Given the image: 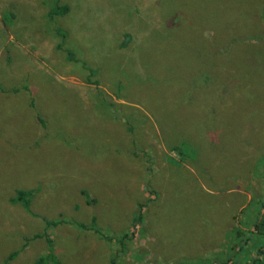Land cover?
<instances>
[{
  "label": "rangeland",
  "instance_id": "obj_1",
  "mask_svg": "<svg viewBox=\"0 0 264 264\" xmlns=\"http://www.w3.org/2000/svg\"><path fill=\"white\" fill-rule=\"evenodd\" d=\"M57 1L0 0V264H264L262 0Z\"/></svg>",
  "mask_w": 264,
  "mask_h": 264
},
{
  "label": "trees",
  "instance_id": "obj_2",
  "mask_svg": "<svg viewBox=\"0 0 264 264\" xmlns=\"http://www.w3.org/2000/svg\"><path fill=\"white\" fill-rule=\"evenodd\" d=\"M58 1H57L58 4H56V8L54 10L51 9L49 14H48L50 23H54L55 22L54 20H57V19L65 16V15H67L68 12H69V7L61 6L60 5V0H58ZM262 3H263V6H264V0H262ZM262 19L264 21V11H263V18ZM57 21H56V23H57ZM56 23H55V25H56ZM67 53H68V57H70V59L74 58L73 54H71L70 52H67ZM77 63H79V62H77ZM82 68L84 70H86L87 73H88V78H86V82L88 84H90V85L95 86V87H100V82L98 80L94 81V79H93V78L98 76V71L92 69L91 67L86 66L85 63H82ZM16 92L17 91H13V94H15ZM0 93L8 94L7 92H5V91H3L1 89H0ZM37 118H38V120H40V117H37ZM44 127H45V124H44ZM172 150H174V152H178L180 150V148H173ZM148 191H149V189H148ZM32 195H33V193H29V192H25V191H18L17 195H16V198L14 200H11L10 203L13 204V205L20 204L22 206V208L25 210V212L28 213L29 215H31V199H32ZM151 195H153V197H157V194L155 192H151ZM147 206H148V204L139 205L138 212L136 214V217L134 219V223L132 225L133 229H137L139 225H143L144 224V221H145L144 220V214H145V209H146ZM257 221H258V224L256 226V230H257L259 235L264 237V212L259 215V218H258ZM93 222L96 224V221H93ZM46 223H47L49 228L57 225L56 223H52V222H46ZM80 228L83 229V228H85V226H80ZM96 233L102 239L106 240L107 242H111L112 241L111 238H108V237L104 238L100 231H97ZM133 237H134L133 235L131 237L129 234H127L121 240H119V242L122 243L124 241H130ZM39 238L40 237L36 236L35 240L39 239ZM20 252L12 253L3 264H12L18 258ZM114 263H115V260L112 262V264H114ZM36 264H44V261L41 260L40 262H38Z\"/></svg>",
  "mask_w": 264,
  "mask_h": 264
},
{
  "label": "crops",
  "instance_id": "obj_3",
  "mask_svg": "<svg viewBox=\"0 0 264 264\" xmlns=\"http://www.w3.org/2000/svg\"><path fill=\"white\" fill-rule=\"evenodd\" d=\"M254 261H256V259H254Z\"/></svg>",
  "mask_w": 264,
  "mask_h": 264
}]
</instances>
